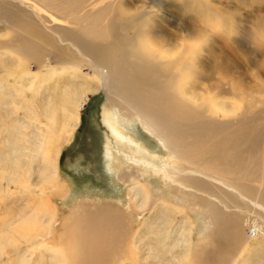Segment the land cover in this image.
<instances>
[{
	"label": "rangeland",
	"instance_id": "rangeland-1",
	"mask_svg": "<svg viewBox=\"0 0 264 264\" xmlns=\"http://www.w3.org/2000/svg\"><path fill=\"white\" fill-rule=\"evenodd\" d=\"M55 5L58 4L55 3ZM146 5L158 6L159 12L147 13L142 8ZM92 6L95 8L92 13V22L99 24L102 28L107 27L105 29L108 34L104 38L94 37L88 25L74 26L66 23V20L60 17V12L54 10H51V14L58 21L51 20V25L71 30L70 32H74L81 37L80 39L97 44L98 52L106 55L111 63L120 61L133 63L135 59L140 62V66H133L134 71L153 76L155 82L154 86L145 89L142 94H152L161 98L164 105L171 109L170 117H176L177 121L183 120L184 126L189 128L185 136L188 137L196 129L204 134L196 140L188 137L182 141L181 152L185 154L183 158L186 156L190 158L196 153L200 154L201 150L208 151L217 158L214 162V172L235 184L238 181L234 179V170H243L241 167L243 164L247 165L252 180L264 175V0H105L103 3L97 5L94 3ZM145 14L147 16H144ZM123 21H131L137 26L138 32L131 31L128 36L135 34V39L137 37L145 46V53L138 50L139 56H132L134 41L128 42L122 37H119L117 46L112 44L113 37L117 36L114 31L118 32V25ZM112 25L116 28L111 29ZM1 34L0 42L8 41L14 35L8 31ZM189 45H191V51L183 60H180ZM37 47L41 50L38 65L33 61L29 62L26 58L24 60V56L15 51L14 47H6V49L0 47L1 149L6 150L15 146L27 137L26 142L29 145H26L24 151L19 150L23 156L27 152H32L30 148L38 142L34 137L37 126L40 127L41 124L50 126L47 120L33 114L34 109L36 113V100L45 99L49 96L48 94L52 97V94H62L63 86L68 83H72L77 90L81 88L79 92L88 90L87 99L79 112V126L69 141L67 128L60 130L58 126L49 127L50 151L55 148L60 151L56 185L50 186L36 182L33 167H24L21 173L18 171L20 177H14L15 181L8 185L6 180L10 177V173L7 172V166H1L4 173L0 171V264H50L49 258L52 252L49 254L42 247L36 246L41 243V240L35 243L33 239L35 247L25 254V259L20 257L22 251L30 246L28 241L30 242V238L35 234V237L41 236L42 242L60 250V256L66 260L67 264H76L78 260L85 264H99V262L85 259V256H80L77 248L73 247L70 240L68 241L67 231L70 227L73 228V224L88 221L89 217L93 219L94 216L96 218L116 214L114 217L119 218L124 230L135 232L136 236L141 237L149 227L145 222L151 223L152 211L148 209L149 201L138 199L134 203L131 202L134 206H130L128 198L130 182L124 178H122L123 181L118 180V177L128 172L123 170L110 172L105 166L107 159L104 156V148L107 144L105 141H108L106 146L112 148V152L107 153L109 157L118 155L116 151L119 149L117 141L112 136H108L110 134L107 128L101 124L103 116L114 112L119 118L120 112L127 119L129 116L125 115H131L132 112L124 107L120 110L116 109L115 107H118L116 105L121 102L116 94L108 93L105 87L97 88L95 83L88 84L87 81L81 83L84 76L88 78V74L93 73L88 67L81 65L78 73L72 74L74 79L77 76L75 80L66 72L50 78L51 80L43 78L46 71L40 66L48 64L51 65L50 67H59L60 54L69 53V51L61 50L62 47L56 45L48 47L37 43ZM159 51L165 52L157 55ZM177 59L180 60L177 66H171L170 62H175ZM28 64L30 66H27ZM29 67L32 72L39 73L38 82L33 83L35 91L29 92L25 87L23 89L25 100L13 99L11 95L14 96L18 90L12 87L14 81L21 76L25 68ZM131 67V65L127 66L126 71L134 75ZM67 69L69 70L68 66ZM67 72L70 73V70ZM36 92L38 93L35 100L31 94ZM184 92L197 98L209 96L218 106H223L224 110L232 107L237 110L226 117L215 115L206 108L204 99L196 105L181 99L180 94ZM129 104L136 105L135 102ZM26 105H29V108L27 107L24 114ZM15 116L19 117L18 122L13 121ZM20 124H23L25 128H22ZM126 124V120L118 119V125H121L126 134L136 142V145H132L133 149L140 150L136 153V158L132 156L129 158L132 161L135 159L134 163L140 167V170L149 171L150 168H154L163 171L161 168L163 163L170 161L172 156H169L156 137L144 131L134 119H131L128 125ZM22 132H25V135ZM4 139L7 141L4 142ZM189 143H192L193 147ZM40 152L42 153L41 149L38 153L32 152L30 155L38 156ZM110 159L112 160L111 157ZM23 160L28 161L26 157H23ZM112 163L114 166L113 160ZM177 163L181 164L182 161L177 160ZM135 174L139 177L140 173L136 171ZM142 179L146 180L144 177ZM148 181L154 189H163L159 178L149 177ZM241 183L247 187L251 186L254 190H262V185L258 182L243 181ZM151 191L155 192V190ZM153 193L152 195L157 194ZM140 202L145 205L142 210L135 208L141 204ZM211 205L209 203V207ZM168 207L170 213L177 216L176 223L180 221L181 215L190 218L189 224H181L185 228L183 235H187V227L190 225L191 237L180 241L181 244L189 241L192 253L180 264H195V259L192 257L195 249L213 248L214 229L207 219L204 220L205 217L197 215V212L201 211L198 208L189 210L191 207H176V210L172 206ZM20 209L23 210L22 214L26 215L25 220L16 222ZM246 211L249 212L251 219L264 227V215L249 208ZM177 212L181 215H177ZM30 213H32L31 216H29ZM33 214L39 217L45 216L46 221H52L44 225L40 222L34 223L36 219L33 218ZM85 214L87 217L84 216ZM246 217H248L246 213H240L239 221L246 220ZM13 221L15 224H10ZM152 225L154 226V223ZM252 232L251 226L249 229L245 227V238L250 239ZM142 239H144L143 244H149L145 238ZM180 241H173L174 244L176 243L172 244L173 248L175 247L174 251H183L182 248L177 249L178 242L181 245ZM251 244L257 246L256 243ZM182 246L185 251L187 247L185 248L183 244ZM263 249L259 246L251 247L250 250L237 251L238 256L235 255L234 259L228 258L226 263L229 264L234 260L235 264H259L260 258L264 257V253L261 254ZM147 250L136 254L133 249H129L124 257H120V254L114 255V260L116 264H152L150 259L145 258ZM17 253H19L18 256H16Z\"/></svg>",
	"mask_w": 264,
	"mask_h": 264
},
{
	"label": "bare ground",
	"instance_id": "bare-ground-1",
	"mask_svg": "<svg viewBox=\"0 0 264 264\" xmlns=\"http://www.w3.org/2000/svg\"><path fill=\"white\" fill-rule=\"evenodd\" d=\"M88 1L91 2L89 3ZM103 1L105 0H0V35H2L1 33L4 34L5 31L14 34L12 39L0 42V47H4V49H6V47H14L15 51L24 56V60L26 58L29 62L33 61L37 63V65L40 62L38 58L41 55V50L37 47V43L48 47L56 45L62 47L61 50L69 51V53L64 52L60 54L59 67H50L51 65L48 64L40 66V68L46 71L43 78L48 80L66 72L74 79L72 74H77L81 65L90 68L93 73L88 74V78L84 76L81 83L86 81L88 84L95 83L97 88L105 87V90L109 91H107L108 93L116 94V97H118L117 99L120 100L123 106L118 104L116 105L118 107L115 108L120 110L121 107H124L126 110L132 112L131 115H125L129 116L127 119L119 112V118L123 121L126 120V125H128L131 119H134L140 124L144 131L156 137L163 145V148L169 153V156H172L170 161H168V159V162L163 163L161 167L163 171L150 167L149 171L140 170V167L134 163L135 159L132 161L129 158L130 156L136 158V153L140 152V150H134L132 147V145H136V142L126 134V131L122 129L121 125H118L119 118L114 112H110L106 115L104 114L101 124L107 128L110 134L108 136H112L117 141L119 151H116V154L120 155V157L118 155H110L115 163L113 166L112 160L107 154L108 152H112V148L111 146H106L108 141H105V143H107L104 148V156L107 158L105 160L106 169L110 172L120 170L128 172L126 175L118 177V180L123 181L122 178H124L130 182L129 193L127 192L129 194L130 206H134L131 202L134 203V201L138 199L149 201V207L146 206L152 211L150 216L151 223L150 221L149 223L148 221L145 222L149 227L146 232H143V236L140 237L139 235L136 236L135 232L124 230L119 222L120 220H118L119 218L114 217L116 214L114 216L108 214L96 218L92 216L93 219L88 215L90 219L88 221L84 220L76 223L72 221L75 224H73V228L70 227L67 231L69 237L68 241L70 240L73 247L77 248L80 256H85V259L93 260L96 263L99 262V264H116L114 255L120 254V257H124L129 249H133L136 254L148 249V253H146L147 257L145 258L150 259L152 264H180L184 258H189V254L192 253L189 241L182 243L185 248L187 247L185 251L180 241L182 239L188 240L191 237L190 225L187 227V235H183L185 228L183 224H181H187L190 218L185 215L182 216L180 212H177L176 214L181 215L179 216L181 218L180 221L176 223L177 216L175 217L170 213L168 207L172 206L175 209L176 207H191L189 210H192V208L200 209L201 211L199 210L200 212H197V215L203 218L205 217L204 220L207 219L214 229V233L212 234L213 248L195 249L193 256L191 255L195 259V264H227L226 260L228 258H236L235 255L237 251L250 250L251 247L256 248L259 246L264 248V227L257 221L251 219L252 217H249V212L246 211L247 208H249L259 211L264 215V175L262 174L256 180H252L248 173L247 165L243 164L241 165L243 170H234V179L238 181V183L235 184L234 182L226 181L214 172V162L217 158L209 154L208 151L201 150L199 152L200 154H197L194 150L188 149L190 152L196 154L190 158L187 156L183 158L185 154L181 152V147L183 146L182 141L188 137L196 140L197 137H202L204 134L202 131L196 129L188 137L185 136L189 128L184 126L183 120L177 121L176 117H170L169 114L171 109L164 105L161 98L153 96L152 94H142L145 89L154 86L155 82L152 78L153 76L142 74L140 71L138 73L134 71L133 68L135 66H140V62H137L135 59L133 63L125 61L111 63L106 55L98 52L97 44L80 39L81 37H78L74 32H70L71 30L51 25V20H55V22L58 21L54 19L51 14V10H54L60 12V17L66 20V23H70L74 26L88 25L94 37L104 38L108 34V31L105 29L107 27L102 28L99 24L92 22V13L95 9L92 4L95 3V5H97L103 3ZM55 3L58 5H55ZM142 8L147 13L159 12V7L156 5H146L144 7L142 6ZM144 16L147 15L145 14ZM60 21L64 22L63 20ZM110 28L115 29L116 27L112 25ZM131 31L134 33L138 32V28L133 22L123 21L120 23V25H118V32L123 34V36L117 31H114L117 36L113 37L112 44L117 46L120 41L119 37H122L123 40L128 42L131 40L134 41V52L132 56L135 57L139 56L140 52L145 53L146 48L137 37L135 39V34L128 36ZM190 40L194 41V39ZM138 50H140V52ZM190 51L191 45L185 49V53L181 55L180 60H183ZM164 52L165 51H159L156 54L160 55ZM180 60L177 59L175 62H170V65L177 66ZM130 65L132 66L131 72L134 73V75H130L126 71L127 66ZM27 66L30 65L28 64ZM67 66L69 67L70 73L67 72L69 71ZM38 77V72H32L30 67L28 69L25 68L21 76L14 81V86H12L18 89L14 96L13 94L11 95L13 99H18L19 101L24 99L25 94L23 93V89L25 87L27 91L33 92V83L35 81L38 82ZM75 79H77V76ZM72 87H74V89H72ZM62 89H64L62 94H52L53 97L51 94H48L49 96L45 99H39L38 101L35 99L37 98L38 92H36V94H31L36 100V113H34V109L33 114H36L35 116L43 120H47L50 124V126L45 124H41L40 127L37 126L36 132L34 133L35 140L38 142L33 148H30V151L38 153L41 149L42 153L40 152L38 156L30 155L32 152H27L24 156L20 153L19 149L24 151L26 145H29V143L26 142L28 139L27 137L20 140L17 145L11 146L6 150H2L0 147V171H4L1 166H7L6 169L8 171L5 170L10 173V177L6 180L8 185L15 181L13 180L14 177H20L18 171L21 173L24 167H33L32 170L36 173V182L46 183L50 186L57 184L58 157L60 151L58 148L50 151L49 127L58 126L60 130L67 128L69 141L73 132L79 126V112L86 102V94L88 92V90L79 92L81 88H79L78 91L72 83L64 85ZM69 91L70 93H68ZM180 98L191 101L195 105L198 104L201 99H204L206 108H208L211 113L220 115L221 117L234 114L237 110V108L234 107L224 110L223 106H218L209 96L207 98H197L184 92V94H180ZM130 102H135L136 105H131L129 104ZM28 106L29 105L25 106L24 114ZM18 119L19 117L15 116L13 121L18 122ZM20 126L25 128L23 124H20ZM24 133L25 132H22L23 135H25ZM15 140L18 141L17 139ZM5 141H7V139H4V142ZM189 145L193 147L192 143H189ZM23 157H26L28 161H24ZM177 160L182 161V163H177ZM136 171L140 173L139 177L136 176ZM130 172H132V174H130ZM25 173L27 172L25 171ZM142 177L146 178V180L142 179ZM149 177L159 178L163 189H154L148 181ZM141 180H143V182H141ZM243 181L249 183L253 181L258 182L262 185V190H254L251 186L247 187L241 183ZM151 190H155L157 194L152 195L154 191L152 192ZM118 203L120 204L121 202L118 201ZM140 203L141 204L135 206V208L142 210L145 205H143L142 202ZM209 203L213 206L211 205V207H209ZM22 212L23 210L20 209V212L17 213L16 222L25 218L26 215L22 214ZM227 212L229 214H227ZM240 213H246L248 215L246 220L239 221L241 218H239ZM31 214L32 213H30L29 216H31ZM74 215L73 220H75ZM84 216L87 217L86 214ZM136 216L138 217L139 215ZM33 218L36 219H34V223L40 222L43 225L44 223L48 224V222L52 221H46V219H44L45 216L39 217L36 216V214ZM31 220L32 218L30 217V221ZM13 223L15 224L14 221L10 224ZM152 223H154V226ZM250 226L251 229L253 228V232L250 239H246L244 235L245 227L249 229ZM44 232H42V234ZM25 235L27 236V234ZM35 236L36 234L32 236L34 238L29 237L30 242L28 241V243L30 246L22 251L20 257H24L25 259V254H28V252L35 247V245L33 246L34 241L36 243V241L41 240V243L36 246L42 247L44 251L49 252V254L52 252L49 258L50 264H67L66 260L60 256V250L54 249L47 243L42 242L43 239H41V236ZM148 236L150 239L147 238ZM142 238H145L149 244H143L144 239ZM33 239L34 241H32ZM177 240L180 241L181 244L179 245L178 242L179 246L177 245V249L182 248L183 251L181 252L176 250L175 252L173 250L175 248H173V246L176 244H174V242ZM251 243H256L257 246ZM257 250L259 249L257 248ZM262 253H264V249L261 254ZM18 255L19 253L16 254V256ZM39 258L41 259V255ZM260 260L261 262L259 264H264V257H261ZM76 264L85 263L82 261L79 262L78 260ZM229 264H235L234 260Z\"/></svg>",
	"mask_w": 264,
	"mask_h": 264
}]
</instances>
